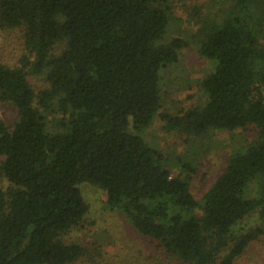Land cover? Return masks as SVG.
I'll return each mask as SVG.
<instances>
[{
  "label": "trees",
  "instance_id": "16d2710c",
  "mask_svg": "<svg viewBox=\"0 0 264 264\" xmlns=\"http://www.w3.org/2000/svg\"><path fill=\"white\" fill-rule=\"evenodd\" d=\"M216 3L217 17L198 22L199 54L214 64L205 100L170 116L159 114L160 71L185 42L165 40L167 0H0V29H19L23 47L15 66L0 63V104L16 113L12 128L0 120V264L79 261L85 248L64 237L87 213L84 183L174 264H234L257 240L261 226L236 228L264 222V0ZM29 76L46 86L34 91ZM157 116L192 141L256 136L197 201L191 166L171 176L141 137Z\"/></svg>",
  "mask_w": 264,
  "mask_h": 264
},
{
  "label": "rangeland",
  "instance_id": "374dc122",
  "mask_svg": "<svg viewBox=\"0 0 264 264\" xmlns=\"http://www.w3.org/2000/svg\"><path fill=\"white\" fill-rule=\"evenodd\" d=\"M167 1L171 19L165 40H182L185 47L179 51L175 64L160 71L159 114L176 116L205 100L200 83L212 73L214 64L199 54L198 22L200 18H216L220 9L217 0ZM58 51L59 48L55 53ZM22 55L21 31L0 29V63L15 66ZM28 82L36 92L46 86L41 77L29 76ZM15 117L12 106L0 104V120L9 128H12ZM161 127L157 116L141 137L164 156L171 176L184 175L186 170L182 164L191 166L194 172L190 193L197 201L224 172L231 155L256 136L254 128L249 127L233 132L212 131L204 138L192 141L175 132H163ZM78 189L88 210L80 225L64 237L66 242L85 248V255L74 264H174L157 249L155 242L142 238L122 214L106 208L101 190L85 183ZM258 226H261L262 233L244 249L234 264H264V222L257 215L248 216L238 224L236 235Z\"/></svg>",
  "mask_w": 264,
  "mask_h": 264
}]
</instances>
